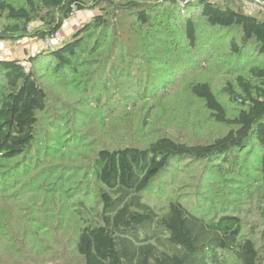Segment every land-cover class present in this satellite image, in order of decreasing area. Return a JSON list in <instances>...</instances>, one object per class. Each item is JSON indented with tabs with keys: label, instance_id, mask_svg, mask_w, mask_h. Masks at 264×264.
Returning a JSON list of instances; mask_svg holds the SVG:
<instances>
[{
	"label": "trees",
	"instance_id": "1",
	"mask_svg": "<svg viewBox=\"0 0 264 264\" xmlns=\"http://www.w3.org/2000/svg\"><path fill=\"white\" fill-rule=\"evenodd\" d=\"M259 1L0 0V264H264Z\"/></svg>",
	"mask_w": 264,
	"mask_h": 264
},
{
	"label": "rangeland",
	"instance_id": "2",
	"mask_svg": "<svg viewBox=\"0 0 264 264\" xmlns=\"http://www.w3.org/2000/svg\"><path fill=\"white\" fill-rule=\"evenodd\" d=\"M92 14H93V11L89 10V9H86V10L81 11V12H75L68 21L63 23L62 29L60 31V33H61L60 39H62V41L67 39V37H69L70 34L75 29H77L80 26V24H82L83 22L87 21L92 16ZM37 26H38V24H37ZM34 27H35V24H34ZM0 45H4L3 47L5 49H7L5 52L6 53H10L8 56H14V57H22L24 53L27 54L28 51H30V50H33L31 52V54H35V53L39 52V50L41 48V44L39 43V40H35L34 38H24V39H21V40H19L17 42H14V43L0 42ZM50 83L52 84L53 82H50ZM53 84H55L53 91H55V93H60L61 89L57 88L58 84L57 83H53ZM186 98L187 97L183 96L182 92H181V106L184 107V108H181V113L182 114L184 113L183 109L188 110L187 106H189V105H187V106L185 105V103L189 104L188 100H186ZM197 108H198V106L196 107V109L194 108V110H192V113L190 114V116H194L193 117L194 120H195V116H196L197 112H199L197 110ZM201 116L202 117L198 116L196 122L199 125V126L198 125L197 126L203 131V133L206 132V131L207 132L208 131H214L213 127L210 125L209 121L205 118V116H203L202 113H201ZM181 129L182 130H181L180 134L182 135L183 138H185L187 135L189 136V138L191 137V134L187 133L188 130H187L185 121L181 122ZM191 132H193V130H191ZM2 175H3V170L0 171V178H2ZM162 181H163V179H162ZM162 185L163 184L159 185L160 186V191L157 190L159 192H154L155 190L150 191V199L149 200L151 201L152 204H156L155 207L162 206L168 200V197H170L171 195L174 194V192L172 191V188H170L168 185L162 187ZM162 192H167V193L162 197ZM2 200L3 199H0V202ZM195 204L196 203L191 202L192 206H194ZM197 204H199V203H197ZM4 215H6V214H4ZM40 217L42 219H44V215H40ZM45 220L47 221V216L46 215H45ZM13 225L17 229L18 227L22 226V223L15 222V220H14L13 221ZM69 233L70 232L67 231V233H65V235H67ZM45 237L47 238V235H45ZM25 238H27V237H25ZM56 240H57V235L55 237V241ZM62 240L65 243L67 242V241H65V237L64 236H62ZM46 241L47 242H52L50 240V238H47ZM67 244H68V242H67ZM52 246H54V245L52 244ZM60 254L62 255L61 259L66 264H79L78 260L75 257V254L72 251V249H70V248L69 249H64V250L60 251ZM0 257H1L0 259H4L3 255H0ZM14 264H32V263L28 262L26 260H21V261H15ZM59 264H61V263H59Z\"/></svg>",
	"mask_w": 264,
	"mask_h": 264
},
{
	"label": "built area",
	"instance_id": "3",
	"mask_svg": "<svg viewBox=\"0 0 264 264\" xmlns=\"http://www.w3.org/2000/svg\"><path fill=\"white\" fill-rule=\"evenodd\" d=\"M243 9L246 12H252L254 10H257L258 8H261V2L259 0L249 1V0H241ZM76 11H73L72 15ZM61 36L60 31L53 34L51 37H46L44 40L41 41L42 46H49L54 40L59 39Z\"/></svg>",
	"mask_w": 264,
	"mask_h": 264
},
{
	"label": "crops",
	"instance_id": "4",
	"mask_svg": "<svg viewBox=\"0 0 264 264\" xmlns=\"http://www.w3.org/2000/svg\"><path fill=\"white\" fill-rule=\"evenodd\" d=\"M4 45H0V60H9V59H22L26 56V54L24 53L22 57H14V56H8L10 53H6L5 51L7 49H5L3 47ZM33 50L28 51L27 54H31Z\"/></svg>",
	"mask_w": 264,
	"mask_h": 264
}]
</instances>
